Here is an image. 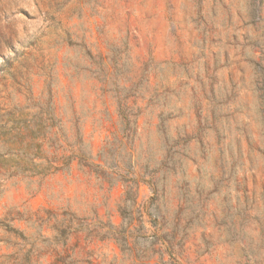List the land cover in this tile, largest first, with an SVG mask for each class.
<instances>
[{
	"label": "rangeland",
	"instance_id": "rangeland-1",
	"mask_svg": "<svg viewBox=\"0 0 264 264\" xmlns=\"http://www.w3.org/2000/svg\"><path fill=\"white\" fill-rule=\"evenodd\" d=\"M0 264H264V0H0Z\"/></svg>",
	"mask_w": 264,
	"mask_h": 264
},
{
	"label": "trees",
	"instance_id": "trees-1",
	"mask_svg": "<svg viewBox=\"0 0 264 264\" xmlns=\"http://www.w3.org/2000/svg\"><path fill=\"white\" fill-rule=\"evenodd\" d=\"M120 110H122L123 112H131L134 115V119L131 121V131L135 130V127L137 125V119H138V113L139 111L137 110V108H134L133 106H130L128 104H123L120 106ZM129 120H127L126 122V126L124 127L125 131H129L130 130V125L127 126L129 124ZM82 155L80 152H71L70 155L67 156V164L68 161L72 160L73 158L77 157L80 159L81 161V156ZM36 157V156H34ZM91 167H95L96 171H99L100 173L104 174L106 177H108V179H111L113 182L116 181H121L123 183L126 184V191H125V197H124V202H126L129 198V196H131L132 194L134 195V191H131V187L137 185V182L135 180V176H133V171H132V160L131 157L129 155V159L127 160V165L123 166L122 168L120 167H110L107 166V170L106 169H102L100 168L98 165L96 164H88ZM34 168H32L33 173L34 174H41V175H45L47 173H50L54 170L59 169V166H52L50 164H42V163H33ZM31 170V169H30ZM111 172V173H108Z\"/></svg>",
	"mask_w": 264,
	"mask_h": 264
}]
</instances>
